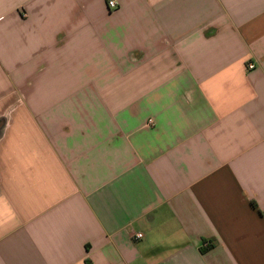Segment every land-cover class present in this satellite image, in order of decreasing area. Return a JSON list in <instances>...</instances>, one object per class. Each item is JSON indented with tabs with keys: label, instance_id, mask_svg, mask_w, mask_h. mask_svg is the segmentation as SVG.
<instances>
[{
	"label": "crops",
	"instance_id": "0c3cea01",
	"mask_svg": "<svg viewBox=\"0 0 264 264\" xmlns=\"http://www.w3.org/2000/svg\"><path fill=\"white\" fill-rule=\"evenodd\" d=\"M108 1L0 0V264H264V0Z\"/></svg>",
	"mask_w": 264,
	"mask_h": 264
},
{
	"label": "built area",
	"instance_id": "2783aa9c",
	"mask_svg": "<svg viewBox=\"0 0 264 264\" xmlns=\"http://www.w3.org/2000/svg\"><path fill=\"white\" fill-rule=\"evenodd\" d=\"M107 4H108V7L110 9H115L117 7L116 2L114 0H109L107 2ZM252 68H253L252 65H248V69H252ZM148 123H149V125H153V121L152 120H149ZM141 237H142L141 234H136L135 239H140Z\"/></svg>",
	"mask_w": 264,
	"mask_h": 264
}]
</instances>
